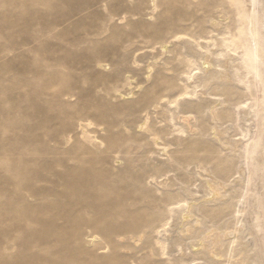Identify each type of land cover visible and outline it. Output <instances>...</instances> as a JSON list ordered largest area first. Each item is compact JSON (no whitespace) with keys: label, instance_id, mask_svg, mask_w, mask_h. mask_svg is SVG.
Instances as JSON below:
<instances>
[{"label":"rangeland","instance_id":"obj_1","mask_svg":"<svg viewBox=\"0 0 264 264\" xmlns=\"http://www.w3.org/2000/svg\"><path fill=\"white\" fill-rule=\"evenodd\" d=\"M0 264H264V0H0Z\"/></svg>","mask_w":264,"mask_h":264},{"label":"bare ground","instance_id":"obj_2","mask_svg":"<svg viewBox=\"0 0 264 264\" xmlns=\"http://www.w3.org/2000/svg\"><path fill=\"white\" fill-rule=\"evenodd\" d=\"M155 10H156V9H155ZM166 47H167V46L164 47L165 50H166ZM204 64L207 65V66H209L208 63H204ZM132 93H133V92H132ZM130 95H131V94H130ZM128 96H129V95H128ZM121 97H122V96H121ZM88 123H89V122H87V124H88ZM91 126H92V124L89 123L87 127H91ZM88 133H89V132H88ZM153 138H154V137H153ZM214 195H217V192H215ZM234 222H235V221H234ZM237 222H238V221H237ZM198 224H199V223H198ZM237 225H238V223H236L235 227H234L233 230H232L235 234L237 233V230H236V226H237ZM238 227H239V226H237V228H238ZM239 229H240V228H239ZM227 233H228V232H227ZM234 233H233V234H234ZM224 235H225V233H224ZM94 236H95V235H94ZM233 236H234V235H233ZM92 237H93V236H92ZM225 238H226V237H225ZM89 239H90V238H89ZM254 240L256 241V239H254ZM92 241H93V240H92ZM73 263H74V262H73Z\"/></svg>","mask_w":264,"mask_h":264}]
</instances>
